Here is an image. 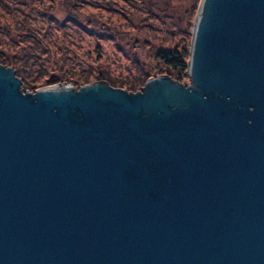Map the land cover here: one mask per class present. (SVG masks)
I'll use <instances>...</instances> for the list:
<instances>
[{
	"label": "water",
	"instance_id": "obj_1",
	"mask_svg": "<svg viewBox=\"0 0 264 264\" xmlns=\"http://www.w3.org/2000/svg\"><path fill=\"white\" fill-rule=\"evenodd\" d=\"M195 16L188 85L0 65V264H264V0Z\"/></svg>",
	"mask_w": 264,
	"mask_h": 264
},
{
	"label": "rangeland",
	"instance_id": "obj_2",
	"mask_svg": "<svg viewBox=\"0 0 264 264\" xmlns=\"http://www.w3.org/2000/svg\"><path fill=\"white\" fill-rule=\"evenodd\" d=\"M198 2L0 0V39L5 43L0 47V53L20 58L17 65L27 77L34 71L40 72L39 82L43 85L37 89L58 83L69 84L60 81L64 75L62 71L72 72L75 79L82 69H91L94 75L99 73L123 82L147 72L149 76L139 84L135 90L138 91L152 77L165 75L172 78V72L168 74L166 65L157 58V52L182 44H188L190 48L192 35L189 28L195 21ZM68 15L75 20L67 19ZM23 16L28 21L25 22L26 32L17 26ZM24 33L36 35L37 43L45 48L43 55L21 48L26 45L20 42ZM26 54L29 58L22 59ZM186 75L187 78L180 81L188 85L187 69ZM95 81L98 79L92 82Z\"/></svg>",
	"mask_w": 264,
	"mask_h": 264
},
{
	"label": "trees",
	"instance_id": "obj_3",
	"mask_svg": "<svg viewBox=\"0 0 264 264\" xmlns=\"http://www.w3.org/2000/svg\"><path fill=\"white\" fill-rule=\"evenodd\" d=\"M25 18L26 17L23 16L22 20L17 21V26L22 27L24 32H26V27H27V23L25 22H28L26 21L27 19ZM67 19L73 21L75 20V18L72 15H68ZM24 35L25 33L23 34V37L20 39V42L21 44H26V45H24V47L21 48L26 47L27 49L25 50L31 49L34 53L38 55H43L45 52V48H43L40 44L37 43L35 39L36 35L34 34L31 35L30 33L25 36ZM1 40L2 39H0V47L5 44L4 41ZM187 46L188 44L185 45L182 44L179 47L176 46L173 47L172 49L163 48L158 50L157 52V58L160 59L164 65H166L167 67L166 71L168 72V74L172 72L171 75L172 78L174 76L175 77L174 80H177L179 82H181L180 80H182V78L183 80L187 78L186 69H187V61L189 58V49ZM24 52L27 53V51ZM23 57L24 59L27 58L28 54L24 56L22 55V59ZM19 61L20 58H17L16 56L8 57L7 55L3 54L2 51L0 53V65L13 67L16 76L20 77L21 79L22 92L28 90L33 92L38 87L43 85L39 82V78H40L39 76L41 75V73L39 72L38 74H36L34 71L30 75H28L29 77H27L26 74H24V72L17 65V62L19 63ZM62 73L64 75L60 77V81H67L69 84L73 85L76 89H78L80 85L87 84L98 79V81L101 80L106 81L110 86L115 88L124 87L127 91H135L138 88L139 84H142L145 81V79H147L149 76V74L146 72L142 74V76L134 78L132 81L123 82V81L114 80L106 75L105 76H103L102 74L100 75L99 73L97 75H94L91 69L90 70L82 69L78 77H75V79L73 78L74 74L72 72H68V70L62 71ZM94 77L95 79L93 80Z\"/></svg>",
	"mask_w": 264,
	"mask_h": 264
}]
</instances>
